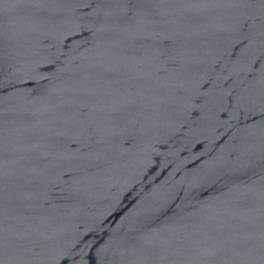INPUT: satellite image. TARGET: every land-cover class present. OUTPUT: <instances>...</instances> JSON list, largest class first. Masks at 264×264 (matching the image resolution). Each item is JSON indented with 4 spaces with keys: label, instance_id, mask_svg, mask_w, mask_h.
Listing matches in <instances>:
<instances>
[{
    "label": "water",
    "instance_id": "1",
    "mask_svg": "<svg viewBox=\"0 0 264 264\" xmlns=\"http://www.w3.org/2000/svg\"><path fill=\"white\" fill-rule=\"evenodd\" d=\"M0 264H264V0H0Z\"/></svg>",
    "mask_w": 264,
    "mask_h": 264
}]
</instances>
